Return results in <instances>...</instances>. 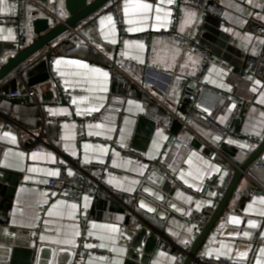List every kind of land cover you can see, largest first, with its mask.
Wrapping results in <instances>:
<instances>
[{
  "label": "crops",
  "instance_id": "crops-1",
  "mask_svg": "<svg viewBox=\"0 0 264 264\" xmlns=\"http://www.w3.org/2000/svg\"><path fill=\"white\" fill-rule=\"evenodd\" d=\"M120 1L128 38H121L112 16L97 15L98 27L89 23L81 28L90 45L79 46L73 54L57 55L52 60L51 70L58 73L68 104H53L56 91L51 80L36 86L40 91L38 105L26 100L27 86L30 85L25 75L13 74L0 85L1 92L21 90L23 94V98H18V104H13L10 102L12 99L6 96L0 99V143L6 146L0 173L10 172L17 179L10 196L0 194V210L8 216L6 224L0 223V264H71L82 232L80 218L83 212L88 211L91 212L89 234L110 255L91 256L87 264H126L131 240L125 231L127 223L130 229L136 227L138 216L156 233L157 242L152 246L148 264H174L177 256L184 255L188 248L191 250L198 238L195 228L183 221L193 203L192 196L186 191H174L173 211H169L168 216L143 213L136 208V204L142 182L148 175L147 166L133 158L123 157L110 143H106L115 140L124 150L133 149L147 161H167L179 181L194 190L200 188L207 174H217L220 181L226 176L221 165H212L205 152L182 148L183 143L190 139L189 133L176 139L181 124L173 119L171 113L178 109L181 77L196 72L199 58L192 53L184 54L171 39L154 37L149 43L135 38L141 34L168 30L170 7L175 0L171 3L168 0H163V3L161 0ZM138 3L153 4L154 8L140 15V10L135 8ZM223 3L228 25L221 27L214 16L207 15L204 27L208 38L204 42L219 50L215 44L219 40L218 35L228 37L231 49L227 57L221 59L236 70L245 63L243 52L257 55L262 48V40L255 35L248 20L263 7L264 0H224ZM10 6L14 13L15 4L12 1ZM126 6L127 15L124 11ZM156 7L162 11L156 13ZM181 8L178 31L188 34L196 23L198 10L188 5ZM157 14L159 21L155 19ZM3 18L11 20L12 16ZM128 20L133 23L129 24ZM130 28L136 30L129 31ZM15 39L13 26H0L2 58L14 54L11 48ZM148 54L154 70L178 73L167 93L166 107L155 100L162 98L160 90L149 85H145L143 90L138 85L145 77ZM111 60L116 61L132 80L128 77L120 79L116 72L108 71L105 67ZM230 81L228 71L218 66L211 68L207 75L209 85L222 93L230 91ZM235 95L247 97L249 101L233 129L256 134L263 142L264 115L259 110L264 107V64L255 78L249 77L238 83ZM217 100L216 95L205 92L199 96V105L218 123L227 125L234 105L229 101L225 107L218 109ZM42 111L47 118L65 120H48L43 124ZM95 113H103L101 122L86 120L87 116ZM165 120L172 123L170 135L158 127ZM204 126L203 123L198 124L201 130ZM79 137H82L80 141ZM212 138L219 141L217 137ZM166 144L173 148L164 152ZM36 146L52 148L53 152L34 151ZM256 150L241 155L238 160L240 165ZM109 157L111 167L118 173L106 174L103 188L95 200L84 197L79 205L49 195L47 183L59 175L61 166L71 174L77 165L105 164ZM259 162H264V152L249 168L235 193L254 184L264 187V167L258 166ZM150 178L160 184L165 180L158 171H154ZM194 205L199 210L208 206L216 209L218 203L215 195L208 194ZM227 212L233 216L228 225L211 232L199 255L207 253L217 258L245 261L250 255V236L256 232L254 238L259 239V245L254 264H264V196L233 197ZM148 241H143L141 255L145 254Z\"/></svg>",
  "mask_w": 264,
  "mask_h": 264
},
{
  "label": "built area",
  "instance_id": "built-area-1",
  "mask_svg": "<svg viewBox=\"0 0 264 264\" xmlns=\"http://www.w3.org/2000/svg\"><path fill=\"white\" fill-rule=\"evenodd\" d=\"M15 4L14 13L12 19L0 17V26L11 25L15 32V47L17 52L24 50L35 38L33 23L39 19L48 21L50 28L65 21L68 17L66 11V0H11ZM224 0H175L171 8V21L170 27L166 31L152 32L147 34H141L135 38L151 42L152 38L160 37L165 39H171L181 48L184 54L192 53L199 58L197 70L194 74L181 77L180 83V100L178 109L172 112L173 119L179 121L181 124L180 131L176 135V139L179 140L184 133L190 134L188 142L183 143L182 148L186 151L198 150L205 152L207 158L212 165L220 164L222 170L225 172V178L223 181L219 180L217 174H207L202 181L200 188L194 190L184 186L173 171L169 168L167 161L163 159L157 161H147L144 156L133 150H124L117 142L107 141L113 148L120 152L123 157H129L144 163L147 166L148 174L158 171L162 174L165 181L170 185L171 190H182L189 193L193 200V203L188 207L189 214L183 218L186 224L192 225L195 228L196 236H199L202 230L209 222L211 216L215 212L214 206L205 207L202 210L196 209L194 202L204 200L208 194L215 195L216 204L223 198L227 192L229 185L232 182L234 174L240 169L239 157L246 152H252L259 147L262 142V138L256 134H248L243 132H236L233 129V125L239 121L242 117L245 105L249 99L247 97L242 98L235 95V90L238 83L241 80H247L249 77L255 78L258 75L260 67L264 64V5L257 12L249 18V24L253 26L254 33L262 40V48L257 55H250L246 52L242 53L245 63L239 69H232L226 62L218 57L213 56L211 50L204 44V38L206 30L204 22L207 15L214 16L221 27L227 26L226 21V9L224 6ZM183 5L195 7L198 10V17L193 29L188 34H180L178 28L181 22L180 10ZM97 15H110L113 17L115 25L120 32L121 38H128L127 24L125 22L122 2L120 0L111 1L106 7L99 12L86 19L74 29H71L60 40L53 42L46 52H50L52 55L68 56L74 53L79 46H89V40H87L82 32L81 28L85 24L95 25L98 27L96 21ZM13 54V55H14ZM11 55V56H13ZM10 56L3 57L1 63H5L6 59ZM52 63V62H51ZM214 66L224 68L229 73L230 91L226 93L219 92L213 89L207 82V75ZM111 73L116 72L120 79L127 78L132 80L126 72L117 64L116 61H110L109 66L105 67ZM21 73H16L20 75ZM50 80L55 87V96L53 100L54 105H60L63 101L68 103L66 93L62 87L61 79L53 70H50ZM142 84H138L143 90L145 85H149L152 88L158 89L162 92V98H155L156 102L163 107H166L165 101L169 89L172 86L173 81L178 78V73L175 71H161L154 70L150 65V54L147 56L145 62V75ZM134 83H136L133 80ZM21 90H16L10 93L6 91H0L3 97L11 99L23 98ZM38 88L27 86V98L34 104L38 105ZM209 93L216 95L218 100L216 106L218 109L223 108L231 101L234 105L231 112V119L227 125L220 124L216 121L214 116H209L204 112L199 105V96L202 93ZM259 112L264 115V107H261ZM60 122L65 118H47L45 112L42 111L43 124L46 121ZM89 122H101L103 120V113H95L87 116ZM205 125L204 129L198 128V124ZM158 127L162 129L165 134L170 135L172 129V123L168 120L161 122ZM217 137L216 142L212 137ZM82 137H79V141ZM198 141L201 146L199 149L194 147L193 142ZM227 146V147H226ZM164 152L170 150L171 145L166 144ZM37 152L52 153V148H44L36 146L33 148ZM6 154V146L0 143V169ZM258 166L264 167V162L257 163ZM107 173H118L117 170L111 167V157L108 158L105 164H89L86 166H75L71 174L66 172L65 167H60V173L55 178L52 177L47 183V190L52 197L61 198L75 204H81L84 197H89L93 200L97 198L100 190L103 188L105 176ZM255 196H264V187L254 184L252 187L234 193V198H249ZM91 220V212H83L80 218L81 233L77 240V246L75 249V256L71 264H87V260L91 256L107 257L109 252L102 249L97 240L89 234ZM8 222L7 213L0 210V223L6 224ZM253 249L247 260L239 262L225 258H217L214 255H208L207 253H201L197 255V259L194 264H254L257 248L259 245V239L254 238ZM190 248L184 251V255H178L174 264H184Z\"/></svg>",
  "mask_w": 264,
  "mask_h": 264
},
{
  "label": "water",
  "instance_id": "water-1",
  "mask_svg": "<svg viewBox=\"0 0 264 264\" xmlns=\"http://www.w3.org/2000/svg\"><path fill=\"white\" fill-rule=\"evenodd\" d=\"M111 1L113 0H66L65 5L68 17L64 22L50 28L47 20L39 19L35 21L33 23L35 38L32 40V42L24 50L17 52L13 56H10L8 59H6L5 63L0 65V85L16 73L25 75L29 85L32 87L48 82L51 75V62L56 56L52 55L50 52H46L45 49L48 48L53 42L60 40V38L71 29H74L86 19L90 18L101 9L106 7V5H108ZM10 2L11 0H2V2H0L1 17L12 16L13 10L10 6ZM218 36L219 40L215 44L219 50H216L215 47L211 46L210 44H206L207 42H204V44L206 46L208 45L207 47L211 50L213 56L226 58L231 49L229 38L223 34H219ZM207 38L208 37L206 35L204 40ZM11 50L12 52H15V45L12 46ZM2 56L3 55L0 53V61L2 60ZM0 99H5L1 93ZM26 100L29 101L28 98ZM10 102L13 104H18L20 101L18 99H12ZM62 104L68 103L63 101ZM193 144L196 149H199L201 146L197 140L194 141ZM263 152L264 141L257 148V150L240 166V169L235 172L227 192L219 201L209 222L195 240L184 264H194L198 253H200L199 251L201 250L208 236L211 235V232L214 229L221 228L223 225H228V221L231 219V217H233L227 212L228 205L231 202L239 183L247 175L249 168L260 159ZM152 174L153 172L148 174L142 182V186L138 193L136 208L151 216L159 217L160 214L168 216L169 211H173L171 203H174L175 201L173 198L174 190L170 189L169 183L165 180L162 184L153 181L150 178ZM12 176L13 174L10 172L0 173V194L6 196L11 195L17 181V179L13 178ZM8 184L10 186H7ZM223 219L225 222H223ZM128 227L129 223H127V229L125 231L131 240L128 261L126 264H135L136 262L148 264L149 258L153 252L152 246L157 242L155 231H151L152 229L146 226L140 216L137 217L135 228L130 229ZM255 233L256 232H253L250 236V253L253 249L252 241L254 239ZM147 239H149V246L146 247L147 249L145 254L141 255L139 252L142 249V243Z\"/></svg>",
  "mask_w": 264,
  "mask_h": 264
},
{
  "label": "snow or ice",
  "instance_id": "snow-or-ice-1",
  "mask_svg": "<svg viewBox=\"0 0 264 264\" xmlns=\"http://www.w3.org/2000/svg\"><path fill=\"white\" fill-rule=\"evenodd\" d=\"M0 2H2V0H0ZM161 3H163V0H161ZM168 3H171V0H168ZM135 8L138 9V10H140V11H139V14H140V15H144V14H146V13L151 12V11L153 10L154 6H153V4H149V3H138V4L135 5ZM124 11H125V14L127 15V14H128V8H127V6L125 7ZM161 11H162V9H161L160 7H156V8H155V12H156V13H159V12H161ZM109 19H111V18L109 17ZM155 19H156L157 21H159V20H160V16L157 14V15L155 16ZM127 22H128L129 24H132V23H133L132 20H128ZM135 30H136V29H132V28L129 29V31H135ZM141 47H142V45H141ZM85 67H86V66H85ZM94 71H96V70H94ZM104 75L106 76L107 73H104ZM97 127H99V125H97ZM73 207H75V205H73ZM236 222L239 223V221H236Z\"/></svg>",
  "mask_w": 264,
  "mask_h": 264
}]
</instances>
